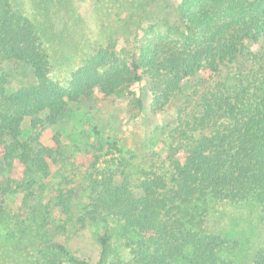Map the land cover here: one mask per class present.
Masks as SVG:
<instances>
[{"label": "trees", "instance_id": "1", "mask_svg": "<svg viewBox=\"0 0 264 264\" xmlns=\"http://www.w3.org/2000/svg\"><path fill=\"white\" fill-rule=\"evenodd\" d=\"M167 16L162 33L154 31L140 46V57L125 36L109 38L63 85L51 77L48 47L35 23L0 0V211L22 192V205L36 214L35 190L44 194L52 170L68 159L50 128L69 104L98 92L125 98L140 112L135 86L143 81L154 111L183 97L168 134L166 172H144L131 184L120 170L116 141L79 149L87 194L77 221L81 228L116 223L135 234L125 243L127 258L107 261L110 238L103 231L96 263L57 240L42 252L46 264H233L220 256L222 237L206 229L208 200L252 203L264 225V61L250 50L264 37V0H179ZM14 163L23 168L21 180L10 177ZM102 163L108 167L99 171ZM52 193L37 212L46 224L55 211L71 212L75 189ZM249 264H264V248Z\"/></svg>", "mask_w": 264, "mask_h": 264}, {"label": "rangeland", "instance_id": "2", "mask_svg": "<svg viewBox=\"0 0 264 264\" xmlns=\"http://www.w3.org/2000/svg\"><path fill=\"white\" fill-rule=\"evenodd\" d=\"M10 1L14 9L37 26L48 47L51 77L65 85L70 73L109 38L125 36L127 48L140 57V46L146 38L154 36V31L158 35L162 33L168 12L179 0ZM250 50L264 61V37L251 44ZM20 81L17 78L13 84L16 86ZM187 81L189 88H193L195 80ZM135 91L143 100L140 112L131 108L125 98L103 97L96 92L89 100L69 104L63 119L50 128L52 133L59 135L68 159L61 168L56 166L52 170L44 194L35 190L40 199L34 198L30 204L37 212H43L44 206L51 201L52 191L58 187L74 188L71 212L61 215L59 210L55 211L53 222L46 224L41 215L22 205L24 193L7 201L0 211V264H46L42 252L49 242L57 240L64 242L75 257L96 263L101 250L97 235L103 231L110 238L107 261L114 263L127 258L125 243L135 240V234L125 232L116 223L107 226L90 223L81 228L77 221L87 194L79 149L97 145L99 140L116 141L120 149L118 156L124 162L120 170L128 175L131 184H135L144 172L167 171L168 134L176 125L183 97L178 96L163 110L154 111L147 82L135 86ZM29 125L27 118L22 124L23 138L29 133ZM107 167L102 163L99 171ZM10 177L21 180L22 166L14 163ZM205 207L206 229L219 234L225 242L221 258L233 264H249L255 253L264 248V225L259 209L252 203L213 200H208Z\"/></svg>", "mask_w": 264, "mask_h": 264}]
</instances>
